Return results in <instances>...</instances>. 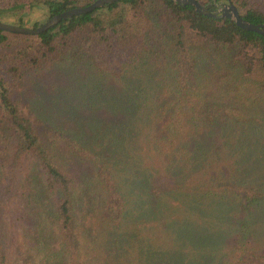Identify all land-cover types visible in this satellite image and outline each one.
Wrapping results in <instances>:
<instances>
[{
	"label": "trees",
	"instance_id": "16d2710c",
	"mask_svg": "<svg viewBox=\"0 0 264 264\" xmlns=\"http://www.w3.org/2000/svg\"><path fill=\"white\" fill-rule=\"evenodd\" d=\"M93 1L0 0V21L35 28ZM230 1L264 23L256 3ZM49 63L73 78V127L19 95ZM263 209V34L172 0H118L39 34L0 30V264H174L155 239L183 230L210 264L235 230H264ZM221 264H264V243Z\"/></svg>",
	"mask_w": 264,
	"mask_h": 264
},
{
	"label": "rangeland",
	"instance_id": "374dc122",
	"mask_svg": "<svg viewBox=\"0 0 264 264\" xmlns=\"http://www.w3.org/2000/svg\"><path fill=\"white\" fill-rule=\"evenodd\" d=\"M251 2L256 3L260 9L264 10V0H251ZM72 80L73 78L70 76L69 71H66L64 67L54 63L45 64L39 69L26 72L25 77L21 82L19 95L24 101H28L30 104L36 102L40 108H44V114L47 116L51 115L56 125L62 127H73L76 122L66 111V107L69 105L70 100L67 89L68 84L72 82ZM58 83L63 84L62 88L58 86ZM73 83L75 84V80ZM52 99L57 100V102L54 103ZM81 110L85 111L84 109ZM172 183V189L174 190H181L182 192H185L189 189V186L182 184L177 179H174ZM195 184L197 185V183ZM177 199L178 198L174 200L175 204ZM197 205V207L200 208L203 204L199 201ZM263 212L264 209L261 212L259 211L257 216H261ZM246 216L250 222L251 217L249 215ZM236 224L237 221L234 220L232 226ZM166 236L168 238V242L164 238H156L155 242L157 244H159V242H164V249H172L170 255L172 263L200 264L199 262L196 263V260L199 261L197 258L199 254L196 256L192 254V251L194 250L192 247L195 246V240L188 232L183 230L182 234L174 237L173 242L170 241V235ZM263 243L264 230L259 229V227L253 226L250 232H247L244 237H242L241 232H237L235 230L229 238L220 242L215 248H212L211 251H209L207 254L208 256H206V260L210 264H221L224 260L230 261L241 255L243 249L246 247L258 248ZM196 249H198L197 246ZM197 252L199 251L197 250Z\"/></svg>",
	"mask_w": 264,
	"mask_h": 264
},
{
	"label": "water",
	"instance_id": "95a60500",
	"mask_svg": "<svg viewBox=\"0 0 264 264\" xmlns=\"http://www.w3.org/2000/svg\"><path fill=\"white\" fill-rule=\"evenodd\" d=\"M118 0H94L88 5L81 7H74L68 10H65L61 13L55 14L49 19H47L41 25L32 28V27H24L20 25L10 24L7 22L0 21V30L12 32V33H20V34H39L41 32L46 31L51 26L57 24L63 19H67L79 14H84L95 10L96 8L102 7L109 3H113ZM175 1L179 5H192L195 8V11L203 14L205 16L213 17V18H222L227 17L232 19L235 24L248 31H254L256 33H260L264 35V23H252L243 17L238 12L237 7L230 0L226 2H220L215 10L211 9L210 5H205L198 0H172Z\"/></svg>",
	"mask_w": 264,
	"mask_h": 264
}]
</instances>
